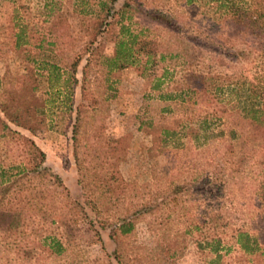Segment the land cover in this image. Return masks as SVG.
<instances>
[{"label":"rangeland","instance_id":"obj_1","mask_svg":"<svg viewBox=\"0 0 264 264\" xmlns=\"http://www.w3.org/2000/svg\"><path fill=\"white\" fill-rule=\"evenodd\" d=\"M49 1L0 0V100L5 91H18L24 83L25 67L15 47L19 33L22 39L29 41L28 48L45 51L63 68L68 67L77 54L81 55L75 72L78 81L74 85L71 111L58 107L56 100L48 102L49 86L44 77L36 92L40 108L34 116L35 130L9 124L33 139L45 152V166L62 178L71 198L83 201L80 179L86 183L94 175L102 179L105 172L113 192H107L112 195L111 200L102 198L97 210L85 204L101 234V242L96 240L92 231L85 230V233L81 232L85 238L79 239V245H72L51 257L41 254L39 264H151L150 257L167 226L172 227V235L175 229L187 225L189 216L195 215L196 218L213 209L216 200L211 191L216 188L205 180L214 177L216 170L227 175L230 162L226 158L225 144L218 140L213 141L210 148L195 145V150L189 151L183 146L176 148L171 142L159 146L152 142L151 131L157 125L171 124L172 117L184 114V105L187 104L180 103L178 98L167 102L160 100L149 82L133 66L106 72L104 56L112 54L120 27L116 23L119 15H115V11L126 3L127 15L132 19L123 22L129 25L130 31L143 30L149 37L163 40L166 52L178 53L174 58L176 61L184 56L192 61L203 55L205 63L212 62L214 70L231 71L240 65L239 69L250 73L256 69L255 64L242 56V63L234 61L231 69L226 66L231 63V58L216 52L212 53L215 59L211 61V46L217 47L218 51L222 47V51L229 45H225L228 39L231 45H244L241 36L229 38L226 37L228 32L222 35L223 30H217L216 22L222 9H218L215 3H205L204 0H192L191 3L187 0H116L109 3L112 8L108 20L112 24L98 32L89 44L98 18L96 13L100 10L99 1L55 0L54 11L48 16L45 3ZM258 69L262 71L264 68L259 66L256 71ZM32 102L35 103L34 99L27 104ZM163 107L168 109L163 110ZM202 109L210 111L213 108ZM0 116L7 120L1 109ZM141 118L144 122L139 126ZM218 127L225 126L219 123ZM181 140L187 142L185 137ZM11 145L8 157L0 149V162L22 159V152L15 148V142ZM120 178L142 187L139 195L123 197ZM225 179L226 176L222 178L224 186L220 196L223 209L241 214L250 207L255 210L254 218L261 217L257 200L251 195L254 188L251 181L249 186L248 182L244 186L230 183L231 190H228ZM176 187L186 191L177 193ZM100 192L93 188L88 195ZM130 215L135 218L132 233L126 237H114V224L120 217ZM78 219L83 229L89 227V218ZM99 221L107 226L102 227ZM252 223L258 225L259 221L256 219ZM224 243L223 252L226 247L231 246V249L220 264H243L240 252L232 249L228 238ZM35 252L39 254L38 249ZM4 255H0V264H6ZM211 257L214 255L199 250L190 240L176 264H209ZM19 263L14 260L10 264Z\"/></svg>","mask_w":264,"mask_h":264},{"label":"trees","instance_id":"obj_2","mask_svg":"<svg viewBox=\"0 0 264 264\" xmlns=\"http://www.w3.org/2000/svg\"><path fill=\"white\" fill-rule=\"evenodd\" d=\"M98 1L100 10L96 13L98 18L89 44L94 41L98 32L112 24L108 20L112 8L109 3L116 0ZM204 1L215 3L218 9H222L216 22L217 30L222 29V35L228 32L226 37L229 38L233 36L237 39L241 36L244 41L241 47L231 45L228 41L230 39L225 40V45H229L222 51V47L218 51L217 47L211 46V61L215 59L212 53L216 52L231 58V63L226 64L231 69L234 61L242 63V56L249 62H254L256 69L259 66L264 68V0ZM54 2L55 0H50L45 3L48 16L54 11ZM187 2L191 3L192 0ZM103 12L104 17L101 18ZM127 12L126 3L115 11V15H119L116 23L120 27L112 54L104 56L106 72L133 66L149 82L160 100L167 102L178 98L180 103L187 104L184 105L183 115L172 117L171 124L166 122L157 125L151 131L152 142L158 146L171 142L174 147L183 146L185 151H189L195 150V145L210 148L212 142L218 140L225 144L228 152L226 158L230 162L227 175L216 170L214 177L205 180L212 182L216 188L211 191L216 200L213 209L196 218L195 215L189 216L187 225L175 229L172 235V227L167 226V231L155 247L149 262L176 264L191 240L199 250L214 255L209 264H220L231 249L228 245L230 247H226L223 252L224 240L228 238L233 245L232 249L240 252L238 254L243 259V264H264V69H254L250 73L243 68L239 69V65L231 71H217L213 69L212 62L205 63L203 55L192 61L185 56L176 61L174 58L178 53L166 52L163 40L149 37L143 30L137 33L130 31L129 25L123 22L124 19H132ZM21 36V33L17 35L15 47L24 63V83L14 93L12 90L5 91L0 100V109L7 119L0 116L1 152L8 157L12 142L22 152L19 162H0V255L5 254L6 264L14 260L19 264H39L41 254L51 257L63 253L72 245H79V239L85 238L81 234L85 230L92 231L96 240L101 242V234L85 204L88 203L93 210H97L96 206L102 198L111 200L112 195H107V192L113 191L105 172L102 174L103 180L95 175L87 183L80 179L83 201L71 198L69 188L62 178L45 166V152L33 139L10 126L9 122L35 130L34 116L40 108L36 92L44 77L49 86L48 102L56 100L58 107L71 111L74 85L78 81L75 72L81 60V55L77 54L68 67L63 68L52 61V56L45 54V51L38 52L28 48L29 41ZM33 99L35 103L27 104ZM207 106L213 109H202ZM164 109L168 108L163 107ZM143 122L144 119L141 118L139 126ZM219 123L225 127L219 128ZM182 137L187 142H182ZM189 144L193 146L190 147ZM162 150L163 147L160 151ZM223 176H226L228 188L230 183H241L244 186L248 182L249 186L251 181L254 185L251 195L257 200L261 217L254 218L252 214L255 210H250V207L241 214L223 209L220 201ZM119 180L123 197L139 195L142 187L136 182L128 184L122 178ZM93 188L101 192L89 196L88 192ZM184 191L186 189L177 188L175 192ZM134 215L119 218V222L112 227L114 237H126L132 233ZM248 215L252 221L246 219ZM84 216L89 218L87 229L78 224V218L83 219ZM256 219L259 221L258 225L252 223ZM99 224L107 226L102 221ZM36 249L39 254L35 252Z\"/></svg>","mask_w":264,"mask_h":264}]
</instances>
